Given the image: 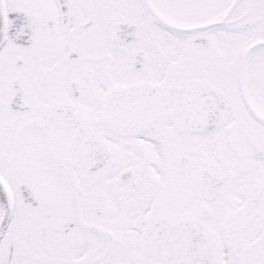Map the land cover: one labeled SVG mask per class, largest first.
<instances>
[{
    "label": "snow or ice",
    "instance_id": "6c2138e0",
    "mask_svg": "<svg viewBox=\"0 0 264 264\" xmlns=\"http://www.w3.org/2000/svg\"><path fill=\"white\" fill-rule=\"evenodd\" d=\"M0 264H264V0H0Z\"/></svg>",
    "mask_w": 264,
    "mask_h": 264
}]
</instances>
